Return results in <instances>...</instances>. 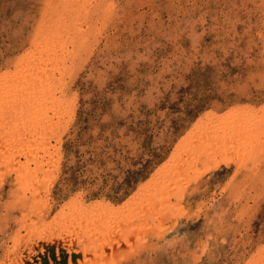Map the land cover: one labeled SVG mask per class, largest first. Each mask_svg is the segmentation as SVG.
Listing matches in <instances>:
<instances>
[{
    "label": "rangeland",
    "instance_id": "rangeland-1",
    "mask_svg": "<svg viewBox=\"0 0 264 264\" xmlns=\"http://www.w3.org/2000/svg\"><path fill=\"white\" fill-rule=\"evenodd\" d=\"M66 1L0 0V81L34 50L35 32L49 24L43 16ZM88 9L69 105L41 123L56 133L49 148L29 133L20 140L19 127L0 133V264H58L54 237L61 250L89 245L77 264H264V0H93ZM245 122L244 152L231 142L211 154L222 142L212 134L231 123L243 133ZM99 213L113 221L96 220L101 232L89 243L87 220ZM106 240L122 242L103 250Z\"/></svg>",
    "mask_w": 264,
    "mask_h": 264
},
{
    "label": "bare ground",
    "instance_id": "bare-ground-1",
    "mask_svg": "<svg viewBox=\"0 0 264 264\" xmlns=\"http://www.w3.org/2000/svg\"><path fill=\"white\" fill-rule=\"evenodd\" d=\"M59 1V0H57ZM64 1V0H62ZM96 1V0H95ZM93 0H67L66 1V4H65V7H64V10H57V12L52 15V17H50V15H44L43 16V19H42V22L44 20H46L47 25H42L43 26H40L38 28V30L35 32V40H34V50L32 51H28L29 53H27L21 60L18 61V63L16 65H14V68H15V72L13 74H11V76H7V77H4L1 81H0V133L4 130V129H15V127H19L20 129L17 130L18 132L17 133H14L16 136H19L18 138L22 141H27V139H25L24 135L29 133V139L28 141L31 140V138H33L31 140V142L33 143H36L38 144L39 142L38 141H41V143L46 146L48 145L49 143V138L50 137H53V134H56L54 132H50L49 133H46L48 132V129L49 127V124H44V126L46 125V127H42L43 125L41 124L42 122H44V118H47L46 120H50V112H54V115L57 114V115H60L61 113H64V109H65V104H66V100H67V93L68 91V88H71L70 86H68V76L75 73L73 72V68H74V58L77 59V55L80 54L78 53V51L81 49V47L84 46L85 42H86V38H88V34H89V23H88V17H89V6L92 4ZM101 2V1H100ZM108 2V1H107ZM50 3V2H48ZM63 5V4H62ZM107 5V4H105ZM112 5V4H111ZM88 6V7H87ZM108 7V6H107ZM54 8V6H53ZM52 8V9H53ZM55 10V9H54ZM59 11V12H58ZM123 12V11H122ZM54 13V12H53ZM97 23V22H96ZM106 23V22H105ZM93 26V25H92ZM94 34V33H93ZM94 37V36H93ZM96 37V36H95ZM90 38H91V35H90ZM97 38V37H96ZM88 40V39H87ZM92 44V43H91ZM90 44V45H91ZM92 46V45H91ZM88 47V45L86 46ZM85 47V48H86ZM89 48V47H88ZM86 48V49H88ZM94 50V49H93ZM92 50V51H93ZM82 51V50H81ZM91 51V49H90ZM81 55V54H80ZM249 55V54H248ZM86 56V55H85ZM79 59V58H78ZM85 59V58H84ZM72 61L70 64H68V61ZM80 60V59H79ZM23 62L25 63V65L23 64ZM77 63V62H76ZM80 64V63H79ZM78 65V64H77ZM85 65V64H84ZM13 68V69H14ZM70 71H72L73 73H71ZM12 73V72H11ZM10 75V74H9ZM69 78L72 79V76H69ZM76 95V94H75ZM75 97V96H74ZM66 105H69V104H66ZM73 105V104H72ZM67 108V107H66ZM236 108V107H235ZM49 110V111H48ZM258 112V111H257ZM257 112L255 114H257ZM60 113V114H59ZM23 115V116H27L28 117V120L27 122L29 121L31 124V126L29 128H27V130L25 131H22L21 129H26V127L28 125L25 124V122L22 121V118L20 119V115ZM25 114V115H24ZM72 114V113H71ZM260 114V112H259ZM262 114V113H261ZM62 115V114H61ZM68 115V114H67ZM257 116V115H256ZM26 117V118H27ZM58 117V116H57ZM71 117V116H70ZM242 117L241 114H237V116H235V119L234 121L236 122V124H239L238 121L240 120V118ZM11 118H15L18 120L19 122V125L12 122ZM56 118V117H55ZM63 118V117H62ZM262 118V116H261ZM264 118V117H263ZM25 119V118H23ZM64 119V118H63ZM246 120V119H244ZM25 121V120H24ZM231 121V120H230ZM229 121V123H230ZM260 121V120H258ZM17 122V121H16ZM51 122V121H49ZM57 122V121H56ZM55 122V123H56ZM235 122H233V124H235ZM39 123V124H38ZM45 123V122H44ZM52 123V122H51ZM248 122H245V127L243 125V133H237V131H235L234 126L233 128H231L233 126V124L228 127L225 128V130L222 131V134L218 133L220 136H218V134L215 136L213 135L212 133V136H210V138L212 139L213 142H216V141H220L221 144H216V145H212L211 147V144H210V147L213 148V152H211V154H214L215 156L216 155H220V151H223V149H226L227 147L224 146L226 143L229 144L231 142H237L238 143V147L239 150H241L243 148V152L245 151L244 150V143H247L248 146H249V142L251 141V131L249 133V135L245 136V132L249 131L246 129V124ZM226 124V123H225ZM41 126L39 128V126ZM255 125V124H254ZM264 125V124H263ZM225 126V125H224ZM238 126V125H237ZM241 124H240V127L241 128ZM24 127V128H23ZM255 127V126H254ZM263 127V126H262ZM260 127V128H262ZM264 128V127H263ZM53 130V129H52ZM67 130V129H66ZM51 131V130H49ZM201 131V130H200ZM255 131V130H254ZM260 131V130H258ZM16 132V131H15ZM219 132V131H218ZM241 132V131H240ZM13 133V132H12ZM217 133V132H216ZM215 133V134H216ZM248 133V132H247ZM11 135V134H9ZM197 135V134H196ZM207 135V134H206ZM223 135V136H222ZM257 135V134H256ZM259 135V134H258ZM260 135H264V134H260ZM5 136V135H4ZM7 136V135H6ZM15 136V138H16ZM55 136V135H54ZM222 136V137H221ZM12 137V135L10 136ZM9 137V139H10ZM27 137V136H26ZM48 137V138H47ZM56 137V136H55ZM60 137V136H59ZM7 138V137H6ZM13 138V137H12ZM15 138L14 140L13 139H10L12 140L13 142H15ZM194 138V137H193ZM51 139V138H50ZM54 139V138H53ZM52 139V140H53ZM209 139V138H208ZM58 140V138H57ZM8 141V139H7ZM22 144H24V142H22ZM258 141V139H257ZM2 142V141H1ZM9 142V141H8ZM17 142H19L18 140L15 142L17 144ZM58 142V141H57ZM202 142V141H201ZM209 142V141H207ZM206 142V143H207ZM12 143V142H11ZM10 143V144H11ZM3 145V143H0V145ZM58 144V143H57ZM215 144V143H214ZM264 144V143H263ZM15 145V144H14ZM40 145V144H39ZM231 145V144H230ZM228 145V146H230ZM259 145V144H258ZM30 146V145H29ZM13 147V146H12ZM28 147V146H27ZM232 147V146H231ZM39 148V147H38ZM47 148H49V145L47 146ZM211 148L209 150H211ZM253 148V147H252ZM257 148V147H256ZM7 149V148H6ZM10 147H8V151L7 152H11V150H9ZM33 149V148H32ZM42 149V148H41ZM231 149V148H230ZM260 149V147H259ZM18 150V149H17ZM31 150V149H30ZM205 150V149H204ZM229 150V149H228ZM19 151V150H18ZM21 151V150H20ZM32 151V150H31ZM46 151V150H45ZM227 151V149H226ZM242 151V150H241ZM249 151V150H248ZM252 151V150H251ZM250 151V152H251ZM15 151H13L14 153ZM42 152V151H41ZM207 152V151H206ZM242 152V153H243ZM249 152V153H250ZM3 153V152H2ZM0 152V155L2 154ZM21 153V152H20ZM24 153V152H22ZM26 153V152H25ZM194 153V152H193ZM199 153V152H198ZM222 155H223V152H221ZM208 154V152H207ZM210 154V153H209ZM210 154V155H211ZM229 154H232L231 156L233 157V150L231 149V151L229 152ZM12 155V154H11ZM10 155V156H11ZM25 156V154H23ZM27 155V154H26ZM44 155V153H43ZM264 155V154H262ZM14 157L15 154L13 155ZM12 156V157H13ZM28 156V155H27ZM41 156V155H39ZM51 156V155H50ZM13 157V159H14ZM18 157H19V154H18ZM34 157V156H33ZM45 158V156H43ZM52 157V156H51ZM55 157V156H53ZM230 157V156H229ZM37 158V156L35 157V159ZM195 158V157H193ZM192 158V159H193ZM211 157H209L210 159ZM215 158V157H214ZM223 158V157H222ZM12 158H9V160H6L7 162L10 161V163L12 162L13 160ZM33 159V158H32ZM51 159H55V158H51ZM190 159V158H189ZM213 159V158H212ZM224 159V158H223ZM2 160V159H1ZM38 160V158L36 159ZM181 160V158H180ZM188 160V159H187ZM227 160V159H225ZM14 161H17V164L19 165L16 169L19 170V171H26L29 167H26L25 165L23 164H20V160L19 158L18 159H14ZM35 161V160H34ZM33 161V162H34ZM40 161V160H39ZM183 161V160H181ZM211 161V160H210ZM229 161H231L229 159ZM244 161V160H243ZM27 162V161H26ZM42 163V160L40 161ZM38 163L39 165L41 163ZM184 162V161H183ZM223 162V161H222ZM233 162V161H232ZM29 162H27L28 164ZM36 163V162H35ZM48 163V162H46ZM45 163V164H46ZM52 163V162H51ZM1 164V163H0ZM26 164V165H27ZM44 164V163H43ZM42 164V166H43ZM44 164V165H45ZM223 164V163H222ZM21 165V166H20ZM220 165V163L218 164ZM50 166V165H48ZM47 166V167H48ZM242 166H243V163H242ZM12 167V166H10ZM44 167V166H43ZM181 167V166H180ZM210 168L211 171H213V167L211 166H208ZM1 168H5L4 166L1 167ZM10 169V168H9ZM30 169V168H29ZM43 169V168H42ZM41 169V170H42ZM205 170V169H204ZM11 171H13V169H11ZM28 170V174H31V172L33 171H30ZM208 171V170H207ZM262 172V171H261ZM36 175H37V172H35ZM175 173L177 172H174V177H173V180H175ZM27 174V175H28ZM181 174V173H179ZM247 174V173H245ZM244 174V176H245ZM35 175V177H36ZM185 175V174H184ZM212 175V174H211ZM53 176V175H52ZM183 176V175H181ZM38 177V176H37ZM36 178H33V179H37ZM179 177V176H178ZM177 177V178H178ZM242 177V176H241ZM169 178V177H168ZM185 177H183L184 179ZM244 178V177H243ZM246 178V177H245ZM244 178V180H245ZM24 179V178H22ZM182 179V180H183ZM161 180V179H160ZM180 180V179H179ZM243 180V179H242ZM21 181V179H20ZM37 181V180H36ZM46 181V180H45ZM169 181V180H168ZM168 181H165L167 183H169ZM234 181V180H233ZM38 183L41 182V181H37ZM44 182V181H43ZM180 182V181H179ZM178 182V183H179ZM22 183V181H21ZM160 183V182H159ZM177 183V180L174 184ZM177 183V184H178ZM181 183V182H180ZM179 183V184H180ZM185 183V182H184ZM186 183H189V181H187ZM185 183V184H186ZM245 183V182H244ZM17 184V183H16ZM173 184V185H174ZM178 184V185H179ZM163 185V184H162ZM165 185V184H164ZM239 185V184H238ZM185 186V185H184ZM189 186V185H188ZM155 187V186H154ZM164 187V186H162ZM169 187V185H168ZM174 187V186H173ZM25 188V187H24ZM186 189V188H185ZM183 189V190H185ZM232 189V188H231ZM238 189V187H237ZM26 190V189H25ZM31 190V189H30ZM36 190V189H35ZM159 190V189H158ZM239 190V189H238ZM168 191V190H167ZM230 191V190H229ZM41 192V191H40ZM166 192V191H165ZM15 193V192H14ZM23 193L25 194L26 191L23 190ZM155 193V192H154ZM159 193V192H157ZM23 194V195H24ZM35 195H37V193H33ZM32 194V195H33ZM162 194V193H161ZM172 194V193H171ZM14 195V194H12ZM39 195V194H38ZM168 195V194H167ZM163 196V194H162ZM241 196V195H240ZM158 197V196H157ZM161 196L159 195V198ZM182 197V196H181ZM234 197V196H233ZM37 198V197H36ZM150 198V197H149ZM237 198V197H236ZM235 198V199H236ZM249 199V198H248ZM30 200V198H29ZM35 200V198H34ZM142 200V199H141ZM152 200V199H151ZM150 200V201H151ZM158 201V199H156ZM166 200V199H165ZM24 202V201H23ZM35 202H37L35 200ZM44 202V201H43ZM47 202V201H46ZM45 202V203H46ZM142 202V201H141ZM152 203V202H151ZM245 203V202H244ZM25 206L26 202L23 203ZM32 204V203H30ZM29 204V205H30ZM139 204V203H137ZM153 204V203H152ZM158 204V203H157ZM159 204H162L159 203ZM28 205V204H27ZM33 205V204H32ZM133 205V204H132ZM154 205V204H153ZM31 206V205H30ZM29 206V207H30ZM76 207L79 206V204H76L75 205ZM75 208L76 210V214L73 213V215H77V214H80L78 213V208ZM141 206V204H140ZM150 206V205H149ZM157 206V205H156ZM27 207V206H26ZM142 207V206H141ZM139 207V208H141ZM201 207V206H200ZM36 208V207H34ZM230 208V207H229ZM245 208V207H244ZM24 211V208L22 209ZM27 210V209H26ZM30 210V209H29ZM134 210V209H132ZM143 210V211H142ZM145 208H141V218L143 220V218L145 219V217H147V214L145 213ZM129 211V210H128ZM240 211V210H239ZM238 211V212H239ZM137 212V211H136ZM245 212H249V209L248 211H245ZM130 213V212H129ZM193 213V212H192ZM36 214V213H35ZM93 213H91V211H86L85 212V216H90L92 215ZM105 214V213H104ZM138 214V212H137ZM241 214V213H240ZM29 215V214H28ZM41 215V214H40ZM67 215V214H66ZM70 215V214H69ZM72 215V216H73ZM130 215V214H129ZM183 215V214H182ZM65 216V215H64ZM68 216V215H67ZM93 216V215H92ZM96 216L98 218H94V217H90L89 220V223L87 224V226H84L83 228L85 229L86 227V230H87V233H88V237H87V240L90 242H92V239L94 237H96L97 235L96 234H99L101 231L99 230V227L98 229L94 227L92 228V226L96 225L95 223H100L101 224V227L105 226L106 227V224L104 222H106L105 220H108L109 217H106L104 215H101L99 213L96 214ZM140 216V215H139ZM71 217V216H70ZM79 217V216H76V218ZM28 218V217H27ZM66 218V217H65ZM69 219V217H68ZM67 219V220H68ZM73 219V217H72ZM80 219V217H79ZM154 219V218H153ZM157 219V218H156ZM96 220L98 222H96ZM111 220V222L113 221L112 219H109ZM107 221L110 222V221ZM158 220V219H157ZM243 220V219H242ZM61 221V220H59ZM74 221H75V218H74ZM78 221V219H77ZM76 221V222H77ZM57 222V221H56ZM247 222V221H246ZM25 223V222H23ZM60 223V222H59ZM80 223V221H78V224ZM98 223V224H99ZM140 223V222H139ZM144 223V222H143ZM154 223V222H153ZM163 223V222H162ZM57 224V223H56ZM99 224V225H100ZM109 224V223H108ZM114 224V223H113ZM155 224V223H154ZM63 225V224H62ZM66 225V224H65ZM69 225V224H67ZM83 225H85L83 223ZM122 225V224H120ZM127 225V224H126ZM74 228L76 225H73ZM111 226V225H110ZM123 226V225H122ZM19 227V226H18ZM77 227H80V224L79 226ZM121 227V226H120ZM22 228H25V225L22 224L21 226V229ZM27 228V226H26ZM48 228V227H47ZM46 228V229H47ZM29 229V228H28ZM65 229V228H64ZM76 229V228H75ZM103 229H111L112 228H103ZM120 229V228H119ZM123 229V227H122ZM53 230V229H52ZM66 230V229H65ZM70 230V229H68ZM85 230V231H86ZM100 231L98 233V231ZM118 229H116L117 231ZM132 230V229H131ZM47 231V230H46ZM73 231V230H72ZM78 231V230H76ZM74 231V232H76ZM104 231V230H103ZM108 231V230H107ZM20 227H19V230H18V235L17 236V239H22V237L20 236ZM31 232V231H30ZM48 232V231H47ZM46 232V233H47ZM67 232V230H66ZM70 232V231H68ZM74 232H70V233H74ZM105 232V231H104ZM113 232V231H112ZM121 232V231H120ZM119 232V233H120ZM17 233V232H16ZM53 235H56L55 233L53 232H50ZM109 233V232H107ZM122 233V232H121ZM125 233V231L123 232ZM122 233V234H123ZM31 234V233H30ZM42 234V233H41ZM66 234V233H64ZM102 234V233H101ZM33 237L35 236H39V235H36V232H34V234H31ZM74 235V234H73ZM77 235V232L76 234ZM84 235V234H83ZM124 235V234H123ZM135 235V234H134ZM51 236V237H52ZM106 236V235H105ZM112 236V235H111ZM117 236V235H115ZM50 237V236H49ZM54 237V236H53ZM104 237V235H103ZM107 237V236H106ZM123 237V236H122ZM16 238V237H15ZM30 238V237H29ZM28 238V239H29ZM46 238V237H45ZM56 237H54L51 241L52 243L54 242L55 245H59L58 246V250L57 248H52L51 246V249L50 250H53V253L55 255V257L57 258V261H58V264H73V263H76L77 262H82L83 260V254L84 253H81L82 251L85 252V250L87 249V247L89 246H85V244L81 243V241L78 242V245L77 246L78 248L75 249V251H71L72 249L70 247H63V249H59V247H61L62 245L59 244L58 240H55ZM67 238V237H66ZM83 238V237H82ZM112 238V237H111ZM124 238V237H123ZM122 238V239H123ZM126 238V237H125ZM131 238V237H130ZM138 238V237H137ZM16 239V240H17ZM81 239V238H80ZM86 239V238H85ZM106 239V238H105ZM127 239V238H126ZM125 239V240H126ZM26 240V239H24ZM82 240V239H81ZM124 240V239H123ZM124 240V241H125ZM29 241H31V239H29ZM68 241V240H66ZM104 241V240H103ZM102 241V242H103ZM123 241V242H124ZM34 242V241H33ZM41 242V241H39ZM49 242V241H48ZM74 242V241H73ZM99 242V240H98ZM105 242H107L105 244ZM103 242L105 244V248L102 244V249L103 250H106V248H114V244H119L120 245V242L122 241H117L114 240L112 241H105ZM126 243L127 242H130V241H125ZM145 242V241H144ZM28 243V241H27ZM31 243V242H30ZM62 243V242H61ZM26 244V243H25ZM37 244V243H36ZM41 244H43V241L41 242ZM48 244H51V243H48ZM73 244V243H72ZM113 244V245H112ZM69 245V244H68ZM71 245V244H70ZM93 245H94V242H93ZM27 246V245H26ZM35 246V245H34ZM49 246V245H48ZM139 246V245H138ZM144 246V245H143ZM146 246V245H145ZM144 246V247H145ZM17 247V246H16ZM28 247V246H27ZM33 247V246H32ZM95 247V246H92V248ZM131 247V246H130ZM148 247V246H147ZM31 248V246H30ZM43 248V250L41 249ZM39 248V250L41 249V251H44L45 248L44 246ZM89 248V247H88ZM48 249V248H47ZM55 249V250H54ZM101 249V248H100ZM116 249H117V245H116ZM120 249V248H119ZM204 249V248H203ZM33 250V249H32ZM94 250V249H93ZM108 250V249H107ZM115 250V249H114ZM144 250V249H142ZM40 251V252H41ZM59 251V252H57ZM91 251V250H90ZM195 251V250H194ZM39 252V253H40ZM48 252V251H47ZM43 253V256H42V263H45L48 259V257H50V254L52 251L48 252V253ZM87 252V251H86ZM92 252V251H91ZM13 253V251H12ZM33 253V252H32ZM52 253V254H53ZM35 254V253H34ZM80 254V255H79ZM30 255V253H29ZM87 255V254H86ZM93 255V253H92ZM96 255V254H95ZM98 255V254H97ZM96 255V256H97ZM41 256V255H40ZM18 257V256H17ZM39 257V256H38ZM25 258V257H24ZM53 258V257H52ZM124 258V257H123ZM8 259V258H7ZM5 258V260H7ZM249 259V258H248ZM247 259V260H248ZM257 259V257L255 258ZM4 260V261H5ZM88 260H91V259H88ZM113 260V259H112ZM198 260V259H197ZM246 260V259H245ZM253 260V259H252ZM260 259L258 258L257 261H259ZM263 260V259H262ZM24 261V260H23ZM22 261V262H23ZM256 261V260H255ZM261 261V260H260ZM259 261V262H260ZM8 262V261H7ZM13 262V261H12ZM31 262V261H30ZM37 262V261H36ZM100 262V261H99ZM116 262V261H115ZM244 262V261H243ZM252 263L254 262L251 261ZM258 262V264H259ZM263 262V261H262ZM260 262V264L262 263ZM15 264V262H13ZM24 263V262H23ZM103 263V262H102ZM255 263V262H254ZM4 264V263H3ZM8 264V263H7ZM29 264V263H27ZM32 264V263H31ZM46 264V263H45ZM85 264V263H84ZM244 264V263H243ZM256 264V263H255Z\"/></svg>",
    "mask_w": 264,
    "mask_h": 264
}]
</instances>
